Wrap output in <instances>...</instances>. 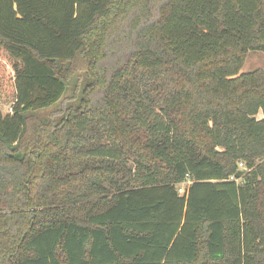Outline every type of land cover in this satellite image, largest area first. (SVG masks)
I'll list each match as a JSON object with an SVG mask.
<instances>
[{
    "label": "trees",
    "instance_id": "1",
    "mask_svg": "<svg viewBox=\"0 0 264 264\" xmlns=\"http://www.w3.org/2000/svg\"><path fill=\"white\" fill-rule=\"evenodd\" d=\"M249 51L264 0H0V264H264Z\"/></svg>",
    "mask_w": 264,
    "mask_h": 264
},
{
    "label": "rangeland",
    "instance_id": "2",
    "mask_svg": "<svg viewBox=\"0 0 264 264\" xmlns=\"http://www.w3.org/2000/svg\"><path fill=\"white\" fill-rule=\"evenodd\" d=\"M116 37V36H114ZM116 40V38H111L109 39V45H108V49L106 50L107 53L111 54V52L116 51L113 42ZM125 49V48H124ZM117 54L113 55L116 56ZM119 59V56L116 57H110L107 60L104 61L103 65L105 66V68H109L112 67V65L115 64V62ZM255 70H264V53H262L261 51H249L248 54L246 55L245 58V62L243 64L242 69L240 70V73H249V72H253ZM82 87V82L78 83V88L81 89ZM73 90H74V85H70V87L68 88V91L66 93V99L65 101L62 103L61 108H66L69 105H73V104H77V102H75L72 97L73 95ZM98 93H96L97 95ZM77 97L78 95H80V91L79 94H76ZM60 108V109H61ZM59 117L60 114L57 115H53L54 117ZM42 119V118H40ZM30 130V129H29ZM239 170H243V167L241 165L238 166ZM190 182H184L180 185H178V190H179V194L182 195L183 191L189 186Z\"/></svg>",
    "mask_w": 264,
    "mask_h": 264
},
{
    "label": "built area",
    "instance_id": "3",
    "mask_svg": "<svg viewBox=\"0 0 264 264\" xmlns=\"http://www.w3.org/2000/svg\"><path fill=\"white\" fill-rule=\"evenodd\" d=\"M239 165H241V164H239ZM242 166V165H241ZM243 167V166H242ZM229 181H236L237 183H238V180H234V178L233 177H230L229 178Z\"/></svg>",
    "mask_w": 264,
    "mask_h": 264
}]
</instances>
